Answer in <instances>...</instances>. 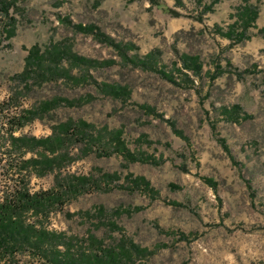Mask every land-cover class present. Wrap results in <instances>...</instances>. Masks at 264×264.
<instances>
[{
  "label": "rangeland",
  "instance_id": "1",
  "mask_svg": "<svg viewBox=\"0 0 264 264\" xmlns=\"http://www.w3.org/2000/svg\"><path fill=\"white\" fill-rule=\"evenodd\" d=\"M246 1L259 16L238 42ZM263 28L264 0H221L211 12L196 0H0V204L16 185L65 192L63 206L22 215L62 251L102 255L125 244L133 256L124 264H264ZM54 45L97 64L67 55L61 66L72 67L71 78L32 73L25 86L18 76L29 50ZM151 52L146 65L131 61ZM186 54L199 57V76L184 69ZM27 110L37 117L16 137L78 125L54 154L24 157L56 159L47 173L46 163L20 173L22 155H9L6 124ZM116 133L142 162L124 158ZM17 254L8 264H49L33 247Z\"/></svg>",
  "mask_w": 264,
  "mask_h": 264
},
{
  "label": "trees",
  "instance_id": "2",
  "mask_svg": "<svg viewBox=\"0 0 264 264\" xmlns=\"http://www.w3.org/2000/svg\"><path fill=\"white\" fill-rule=\"evenodd\" d=\"M196 1L204 5L205 12H211L213 10V5L219 3L221 0H212L210 5L206 3L204 4L205 0ZM155 3L158 5V1ZM245 3L246 4L244 7L239 9V16L235 22V26L240 29L238 30V42H242L246 39L247 31L250 28L255 27L259 16V13L255 8L248 6V1ZM168 11L175 13L172 9H168ZM201 18L202 16H200L198 19ZM78 28L84 32L96 34L95 28L93 26L84 27L80 24L78 25ZM260 32L264 36V28L261 29ZM115 47L117 49L119 48L122 52L121 46L115 45ZM67 55H72V58L75 61L78 60L79 63L88 62L90 64H97V62L89 61L85 58H79L76 55L71 54V52H66L56 45L52 46L45 52H43L39 46H34L29 50V54L26 58V67L23 73L18 77L24 81L25 86L28 85L32 73L38 74L37 78H41V80L49 79L47 76L52 75L54 71L61 72V77L71 78L72 67L64 69V67L61 66L65 56ZM154 55L155 53L151 52L142 60L131 61H136V63L139 61L138 65H146L147 61L152 60ZM126 56L127 55H124L125 59L128 58ZM181 60L184 64V69L187 71H193V74L197 76L201 74L203 67L199 57L197 58L186 54L181 57ZM49 62L53 64H49ZM156 66L157 65H155L153 69H155ZM185 75L188 76L187 74ZM171 81L174 80L172 79ZM117 90L118 88L115 86L103 84V91L105 93H109L110 91L116 92ZM59 101L60 99H56L53 102H45L40 107L39 113H48L59 103ZM63 101H66L69 105L74 104L73 101H68L67 99H64ZM24 113V115L12 117L6 124L8 125V130L10 131L9 133L12 150L9 155L12 156V153L17 151L22 155L19 159L21 162L20 173L23 172V170L28 171L29 169H34L42 163H46V167L48 168L46 170L47 173L49 170L51 171L55 168L54 162L56 159H49L46 155L44 156L43 160L41 158L38 159L35 157L25 159L24 157L28 153H35V151L39 148L54 154L59 148L63 147L65 139L68 136L73 135V133L78 128V125L72 121L61 123L54 127L53 134L47 138L27 136L16 137L14 135L15 129L23 127L25 120L32 121L37 117V114L35 115V113L31 110H27ZM28 114H30V116H28ZM81 125L90 127V125L85 124V122H82ZM115 140H117L116 145H119L117 150L121 151L127 161L130 163L143 161V159L127 150L124 142L121 140V135L119 133L115 134ZM114 177L115 179H120L116 174ZM128 179L130 180L131 178L129 177ZM74 180L81 182L88 181V179L85 177L74 178ZM23 183L25 184V182ZM133 183L138 187L144 185L148 188L150 186V184L143 177L135 178ZM70 187H72L69 188L72 191L78 192L77 189L79 188L75 187L74 183H71ZM64 197L65 192L55 193L47 191L33 194L27 189V187H19L18 185H16V187H14V189L11 191L9 190V192L4 194V201L0 204V264H8L9 262H12V260L17 257V253L25 250L27 247H33L36 250L43 252V255L46 257V262L49 264H124L125 259H131L133 253L129 248H127L125 244H121L119 247L117 245L114 248L104 249L102 255H99L95 252L92 254H87L85 252L76 254L72 252V245L68 246L65 251H62L60 248L63 245L62 241L58 240L54 242L56 236L53 237L54 240L51 239V243H47L50 240L48 232L45 230H38L34 225L26 224L24 221L22 215L25 212L42 211L53 202L63 206ZM47 244L48 246H46ZM132 248L138 251V249L133 245Z\"/></svg>",
  "mask_w": 264,
  "mask_h": 264
}]
</instances>
